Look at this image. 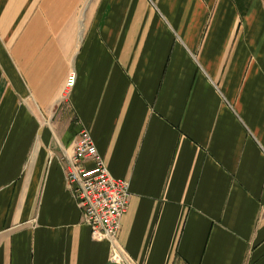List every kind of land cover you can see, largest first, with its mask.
I'll use <instances>...</instances> for the list:
<instances>
[{
  "label": "crops",
  "instance_id": "crops-1",
  "mask_svg": "<svg viewBox=\"0 0 264 264\" xmlns=\"http://www.w3.org/2000/svg\"><path fill=\"white\" fill-rule=\"evenodd\" d=\"M82 127L132 264H264V0H0V264H119L66 186Z\"/></svg>",
  "mask_w": 264,
  "mask_h": 264
},
{
  "label": "built area",
  "instance_id": "built-area-1",
  "mask_svg": "<svg viewBox=\"0 0 264 264\" xmlns=\"http://www.w3.org/2000/svg\"><path fill=\"white\" fill-rule=\"evenodd\" d=\"M76 82V73L70 72L62 91L64 101ZM88 163L94 164L93 169L86 168ZM63 171L66 186L80 206L83 223L92 230L93 237L111 244L119 264H132L130 258L123 256L118 239L121 220L129 206L130 185L112 177L85 127L81 128L73 144V156L63 161Z\"/></svg>",
  "mask_w": 264,
  "mask_h": 264
}]
</instances>
